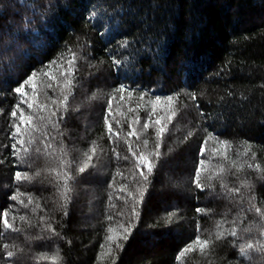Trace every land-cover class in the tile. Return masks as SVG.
<instances>
[{"label": "trees", "instance_id": "16d2710c", "mask_svg": "<svg viewBox=\"0 0 264 264\" xmlns=\"http://www.w3.org/2000/svg\"><path fill=\"white\" fill-rule=\"evenodd\" d=\"M27 2L30 4L32 0ZM127 2L145 8L150 3L158 2L159 8H149L148 11L149 16L156 22L155 27L163 34L159 45L151 44V51H145L142 45H134L140 49L138 57L140 62L136 65L140 71L135 83L132 80L124 82L132 87L140 85V91L151 89V94L145 97V102L149 99L154 100L156 95L164 97L181 89L197 92V100L205 111L215 113L224 111L227 114L224 123L216 124L215 129L209 127L212 121L205 122L203 127L209 131L215 130L221 139L233 142L230 150L232 159H238L236 153H242L244 147H247L242 142L248 141L252 151L257 153V161L264 164V0H127ZM16 3L22 10L24 0H16ZM87 3L88 0H60V4L66 7L59 10L58 23L43 29L50 39L44 48L32 49L30 62L34 68L27 71L30 73L32 70L42 69L50 60H57L60 63L58 57L61 52L66 51V43L74 51L79 52L75 73L77 86L70 98V112L60 127L63 130L65 144L77 161L82 158V152L89 148L91 141H98L103 149L99 154L98 171L92 176L85 174V179L75 186L76 192L73 193L74 199L69 205L67 217L59 210V200L52 186L41 187L38 182L36 186L22 185L21 191L33 194L34 198H38L36 202L41 207L37 208L35 213L32 212L31 206L27 209L21 208L17 215L27 214L33 226L25 224L24 231L8 233L0 238V244L15 243L18 247H24L26 254L52 253L58 247L64 264H98L100 245L104 243L109 223L106 216L111 214L113 216L111 223L117 226L122 219L118 213L121 210L126 211L123 201L116 195V189L122 182L121 177L116 176L115 188H110L109 185L112 184L118 168L124 172L125 177H129V169L132 167L131 160H123L124 156H131L127 151V144L122 139L110 140L105 134L103 114L107 109L108 94L113 88L118 87L120 81L114 76L105 79L110 73V57L105 51L109 41L106 38L102 39L99 30L93 31L91 23L81 18L83 7ZM135 23H138V19L132 21V24ZM122 32L132 39L135 28L130 25L122 29ZM120 39L122 36L117 35L111 43L114 45ZM85 41H91V45L85 46ZM101 61L104 63H100ZM50 68L55 74V67ZM229 91L234 95L227 96L226 92ZM201 92L203 95H200ZM93 93H97L95 100L90 99ZM49 95H55V92L50 91ZM221 96L225 97L224 103H218ZM138 97L139 92H136L130 99L126 97L125 100H120L117 96L113 101L116 118L124 125L121 135L129 130L127 124L135 114L138 103L141 104L138 114L142 120L146 118L143 102L139 101ZM16 102V97L9 94L6 89L0 88V108L5 110L0 114V160H4V163L0 164V212L8 203H13L6 201L15 191L14 188H5V185L13 184L14 173L17 170L13 165L14 158L10 155L11 141L8 133V113ZM163 103L162 100L161 104ZM184 104L188 105L187 110L182 111V114L168 126L169 132L165 134L164 143L161 145V151L167 153L168 148L172 147L174 152L167 157V164L157 169L151 178L152 184L145 193L144 203L140 208L141 221L123 250L119 252L116 264H177L176 253L195 238L197 219L201 225V235L206 237L209 233L215 232L216 222L222 217L228 221H232L234 217L239 218L243 221L239 237L243 239L237 238L236 247L231 244L232 238L218 241L209 255H202L199 251L188 253L184 264H230V262L248 264L247 258L239 257L238 245L247 239H259L258 217L254 212H244L248 206L246 188L242 189V200L240 197H233L231 201L222 197L213 198L205 191L198 193L200 201L197 202L194 198L185 200L184 189L173 187L178 180L182 182L191 174L194 162H198L199 143H202V137L206 134L201 130L197 137L187 144H179L188 129L195 127L198 119L197 108L193 102L182 96L181 107ZM129 108L133 109V112L129 113ZM120 111L127 115L120 116ZM113 128L121 131L115 123ZM48 132L55 135L51 128ZM151 132L150 129V135ZM37 135L43 139L39 133ZM99 137L103 139H98ZM130 139L133 143H139L134 137ZM4 145L8 147L4 148ZM38 146L43 147L42 144ZM113 146L120 153L119 160L112 151ZM216 146L211 141L208 143L204 159L212 166L221 163L227 165V162L211 152ZM35 157L36 154L33 153L34 160ZM46 163L41 155L33 164L32 171L45 167ZM225 179L230 186H239L240 180L251 182L256 196L254 203L264 207V179L257 176L254 171L246 170L245 173L236 175L229 173ZM219 191L217 185V192ZM109 193L113 194V203L116 204V208L110 210ZM175 207L180 209V214L186 218V222L164 226L161 220L160 225L148 227L154 225L158 218L164 217L166 212L174 211ZM196 207L211 209L212 213L197 214ZM45 215L53 216L59 221L54 226L65 239L56 238L52 242H37L31 239L39 234L36 225L40 222L39 217ZM16 223L21 226L18 219ZM249 226L252 227V231L245 234L243 228ZM67 240L72 241L71 245ZM252 255L253 260L259 264V255L255 251ZM0 264H4V261L0 260ZM28 264L48 262L29 260Z\"/></svg>", "mask_w": 264, "mask_h": 264}, {"label": "snow or ice", "instance_id": "6c2138e0", "mask_svg": "<svg viewBox=\"0 0 264 264\" xmlns=\"http://www.w3.org/2000/svg\"><path fill=\"white\" fill-rule=\"evenodd\" d=\"M63 7L66 6L61 5L60 0H32L30 4L24 0L21 10L17 6L16 0H0V88L6 89L17 99L8 113L10 155L14 158L13 165L17 170L14 173L13 184L5 185V188H14L15 191L8 196L6 201V203L9 201L13 203H8V206L0 212V238L8 233L24 231L23 225L25 224L29 227L33 226L27 214L17 215L21 208L27 209L31 206L32 212L35 213L37 208L41 207L36 202L38 198H34L31 193L21 191L22 185L36 186L38 182L41 187L52 186L59 200V210L62 211L64 217H67L69 205L74 199L73 193L76 192L75 186L85 179V174L92 176L98 171L99 154L103 152L98 141H91L89 148L82 152V158L77 161L68 150L63 130L60 127L70 112V98L77 86L75 73L79 52L74 51L66 43V51L61 52L58 57L60 63L57 60H50L42 69L32 70L30 73L27 71V69L34 68L30 62L32 49L35 47L44 48L47 40L50 39L43 29L58 23L59 10ZM159 7L158 2L150 3L145 8L128 3L127 0H88L82 10L81 18L91 23L93 31L99 30L102 39L106 38L109 41L105 51L110 57V73L105 79L114 76L120 81L118 87L113 88L108 94L107 109L103 114L105 134L110 140L122 139L127 144V151L131 156H124L123 160L132 162L129 177H125L124 172L118 168L113 176L112 184L109 185L110 188H115L116 176L121 177L122 182L116 189V195L119 200L123 201L126 211L121 210L118 213L122 219L117 226H113L111 223L113 221L111 214L106 216L109 223L105 231L104 243L100 245L98 264L100 262L116 264L119 252L123 250L125 243L137 229L141 221L140 208L144 203L145 193L152 184L151 178L157 169L167 164V157L174 152L172 147L168 148L167 153L161 151V145L164 143L165 134L169 132L168 126L182 114V111H186L188 108L187 104L181 107L180 98L182 96L193 102L197 108L198 119L195 127L188 129L179 144H187L196 138L201 130L206 134L202 137V143H199L198 162H194L191 174L182 182L178 180L173 187L184 189L183 198L185 200L194 198L197 202L200 201L198 193L205 191L209 193V197L213 198L222 197L231 201L233 197H240L242 200V189L246 188L248 206L244 212H254L258 217L259 239H247L239 243V257L247 258L248 264H257L252 255L255 251L260 257L259 264H264V207L254 203L256 201L254 185L247 180H240L239 186H230L225 179L229 173L236 175L245 173L246 170H252L257 176L264 179V164L257 161V153L252 151L250 142L243 141L242 143L247 147H244L242 153H236L238 159H232L230 150L233 142L221 139L215 130L209 131L208 128L203 127L207 121H212L209 127L213 129L216 124H223L227 117L224 111L219 113L205 111L197 100V92H188L186 89L172 92L171 95L164 97L156 95L154 100L149 99L145 102V97L151 94V89L140 91V85L132 87L124 82L132 80L135 83V78L140 71L136 68L140 62L138 58L140 49L135 48L134 45H142L145 51H151V44H160L163 33L157 30L156 22L149 16L148 11L149 8L157 9ZM137 19L138 23L132 24V21ZM130 25L135 28L132 39L122 32V29ZM117 35L122 36V39L113 45L111 41ZM90 45L91 41H85V46ZM50 66L55 67V74ZM57 89L58 91H56ZM50 91L55 92V95H49ZM136 92H139V101L143 102L146 118L142 120L138 114L141 107V104L138 103L135 114L128 121L129 130L121 135L124 125L120 119L116 118L113 101L117 96L120 100H125L126 97L130 99ZM200 95H203V92ZM226 95L233 96L234 93L229 91L226 92ZM96 98L97 93H93L90 99L95 100ZM162 100L163 104H161ZM224 102V96L218 98V103ZM208 103L211 104V101ZM4 111L3 108H0V114H3ZM128 111L131 113L133 109L129 108ZM119 115L123 117L127 114L120 111ZM113 123L119 126L121 131L114 129ZM49 128L54 130L55 135L49 134ZM150 129L152 130L151 135L149 134ZM38 133L43 139L38 137ZM133 137L139 143H133L130 139ZM98 139H103V137ZM52 141L56 143H52ZM210 141L217 145L211 149V152L227 162V165L221 163L212 166L206 162L204 154ZM39 144H42L43 147L38 146ZM7 147L8 145H4V148ZM112 151L119 160L120 153L116 151L115 146ZM33 153L36 154L35 160ZM41 155L47 161L46 166L37 168L33 172V164ZM3 163L4 160H0V164ZM233 169L235 172H232ZM217 185L220 189L219 192H217ZM108 201V210L116 208L112 193H109ZM195 212L210 215L212 210L196 207ZM17 219L21 222V226L17 225ZM161 220L164 226L186 222V218L180 214V209L175 207L174 211L166 212L164 217L158 218L154 225H148V227L160 225ZM39 221V224L36 225L39 228V234L31 238L32 240L52 242L56 238L65 239L54 226L59 221H56L53 216H41ZM242 223L243 221L239 218L234 217L232 221H228L222 217L216 222L215 232L204 237L201 235V225L197 219L195 221V238L176 253L177 264H184L186 255L194 251H199L202 255L211 254L218 241L232 238L231 244L236 247L237 238L243 239V237H239ZM229 224L231 227H225ZM60 227L63 228V225L60 224ZM251 231V226L243 228L245 234L251 233ZM67 243L71 245L72 241L67 240ZM0 260H3L4 264H28L29 260L46 261L48 264H64L58 247L52 253L26 254L24 247H18L15 243L8 242L0 244Z\"/></svg>", "mask_w": 264, "mask_h": 264}]
</instances>
